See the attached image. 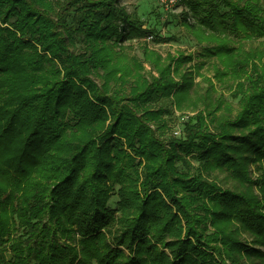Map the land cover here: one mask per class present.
<instances>
[{
    "label": "trees",
    "instance_id": "1",
    "mask_svg": "<svg viewBox=\"0 0 264 264\" xmlns=\"http://www.w3.org/2000/svg\"><path fill=\"white\" fill-rule=\"evenodd\" d=\"M192 10L200 38L217 25L244 38L264 36V0H200ZM79 35L85 50L77 53L70 46ZM132 36L162 40L119 0H0V264L264 258V61L234 55L222 39L208 47L222 73L245 78L248 92L237 82L240 107L215 131L200 111L183 140L164 142L149 125H164L163 109L138 113L130 103L171 96L179 105L186 82L173 74L187 58L148 81L114 52V43ZM96 67L124 87L97 83ZM233 126L245 131L232 133ZM189 153L205 168L257 185L258 195L179 170L175 163ZM251 162L258 178L249 174ZM233 220L263 249L227 230Z\"/></svg>",
    "mask_w": 264,
    "mask_h": 264
},
{
    "label": "rangeland",
    "instance_id": "2",
    "mask_svg": "<svg viewBox=\"0 0 264 264\" xmlns=\"http://www.w3.org/2000/svg\"><path fill=\"white\" fill-rule=\"evenodd\" d=\"M119 1L127 12L135 13L140 17L145 28L154 29L162 38L161 41L156 42L148 36H132L114 43V52L123 62L124 68H129L134 75H142L150 81L153 77L158 76V68L170 63V71H172L176 63L175 59L181 56L187 58L180 63L178 71L173 74L175 80L181 79L182 82H186L182 87L184 95H182L179 105L171 96L154 98L149 105L147 102L140 107L135 103H130L138 113L145 108L163 109L164 125L157 128L155 123H149L153 133L164 142H168L170 139L183 140L185 124L200 111L206 115V120L209 121L207 129L210 131H215L222 120L232 118L240 107L236 84L242 82L244 92H248L249 84L244 77H234L229 72L222 73L224 69L220 58L214 53H209L206 49L216 46L218 39H222L234 55L248 54L256 62H261L258 59L264 61V36L244 38L227 28H218L217 25V29L204 27L200 38L198 30L200 27L196 22L194 12H192V4L200 0H179L172 7H166L161 0ZM52 7L53 10L57 9L56 6ZM195 10L199 15L204 14L200 7H196ZM184 14H186L188 23L183 22ZM189 25L193 28L188 27ZM211 36L213 39L209 38ZM73 42L70 47L74 52L85 50V42L80 35L76 36ZM87 50L89 52V48ZM91 53L90 47L89 54ZM91 76L99 84L106 82L110 91L124 87L122 80L106 75V71L100 67L93 68ZM123 78L130 80L129 76H123ZM182 117L184 118L181 119ZM228 130L232 133L245 131V129L235 126ZM175 164L179 170L184 169L192 174H197L200 171L203 178L223 188L242 191L251 196L258 195L257 185L240 182L223 168H205L192 153L183 155V159ZM247 168L252 179L259 177V171L256 170L254 162L248 163ZM116 199V195L113 194L108 205L113 206ZM238 225V222L233 220L227 224V230L234 228V236L237 235L240 240L247 242L253 248L262 250L260 245L251 243L253 235L243 231ZM245 262L264 264V258L253 256L245 259ZM91 264L96 263L93 261Z\"/></svg>",
    "mask_w": 264,
    "mask_h": 264
},
{
    "label": "built area",
    "instance_id": "3",
    "mask_svg": "<svg viewBox=\"0 0 264 264\" xmlns=\"http://www.w3.org/2000/svg\"><path fill=\"white\" fill-rule=\"evenodd\" d=\"M161 1L165 4L166 7H172L179 0H161ZM148 37L151 39V36H148ZM184 117H182L181 119H183Z\"/></svg>",
    "mask_w": 264,
    "mask_h": 264
}]
</instances>
